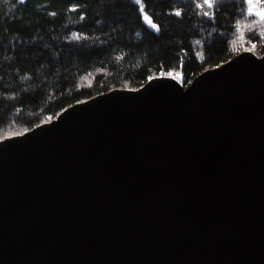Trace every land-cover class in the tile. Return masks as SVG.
<instances>
[{
	"label": "water",
	"instance_id": "obj_1",
	"mask_svg": "<svg viewBox=\"0 0 264 264\" xmlns=\"http://www.w3.org/2000/svg\"><path fill=\"white\" fill-rule=\"evenodd\" d=\"M0 264H264V52L1 139Z\"/></svg>",
	"mask_w": 264,
	"mask_h": 264
},
{
	"label": "trees",
	"instance_id": "obj_2",
	"mask_svg": "<svg viewBox=\"0 0 264 264\" xmlns=\"http://www.w3.org/2000/svg\"><path fill=\"white\" fill-rule=\"evenodd\" d=\"M141 2L159 31L134 0H0V140L112 89L169 72L187 85L241 51L264 52V21L245 0H213L211 9Z\"/></svg>",
	"mask_w": 264,
	"mask_h": 264
},
{
	"label": "snow or ice",
	"instance_id": "obj_3",
	"mask_svg": "<svg viewBox=\"0 0 264 264\" xmlns=\"http://www.w3.org/2000/svg\"><path fill=\"white\" fill-rule=\"evenodd\" d=\"M19 2L20 3H24L25 0H19ZM134 2L137 5L140 6L139 10H140L141 14H143V18H144L145 22L148 24V26L151 29L155 30V31H159L158 26L149 18V16L147 14H145L144 7L142 5L141 0H134ZM245 2L248 5V15H256V16L259 17V19L261 21H264V12H262V11H256V12H254L253 11V0H245ZM196 6H197V8H205L206 7L208 9H211V8L214 7V4H213V0H203V3L202 4L201 3H198ZM175 15L179 16V15H181V13L179 11H177L175 13ZM203 15L204 16H209V12L208 11H204L203 12ZM252 47L254 49L255 48V45H253ZM168 75L169 76H172V73L169 72ZM173 78H178V74H177V77H173Z\"/></svg>",
	"mask_w": 264,
	"mask_h": 264
},
{
	"label": "rangeland",
	"instance_id": "obj_4",
	"mask_svg": "<svg viewBox=\"0 0 264 264\" xmlns=\"http://www.w3.org/2000/svg\"><path fill=\"white\" fill-rule=\"evenodd\" d=\"M247 11H248V5H247ZM253 11L254 12H256V11H262V12H264V6H263V4L262 3H260L259 1H257V0H253ZM256 16V15H255ZM259 17L257 16V19H258ZM234 38V40H235V37H233ZM233 40V41H234ZM236 41L238 42L239 41V39L237 38L236 39ZM241 46V45H240ZM177 74L178 73H172V76H174V77H177ZM178 76H179V74H178ZM176 79H178L179 80V77L178 78H176ZM180 81V80H179Z\"/></svg>",
	"mask_w": 264,
	"mask_h": 264
},
{
	"label": "bare ground",
	"instance_id": "obj_5",
	"mask_svg": "<svg viewBox=\"0 0 264 264\" xmlns=\"http://www.w3.org/2000/svg\"><path fill=\"white\" fill-rule=\"evenodd\" d=\"M14 136V135H13Z\"/></svg>",
	"mask_w": 264,
	"mask_h": 264
}]
</instances>
